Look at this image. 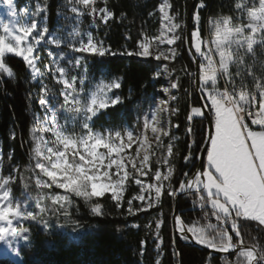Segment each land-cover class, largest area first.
I'll use <instances>...</instances> for the list:
<instances>
[{
  "label": "snow or ice",
  "instance_id": "obj_1",
  "mask_svg": "<svg viewBox=\"0 0 264 264\" xmlns=\"http://www.w3.org/2000/svg\"><path fill=\"white\" fill-rule=\"evenodd\" d=\"M2 3L11 19L3 24L0 34V73L13 76L6 56L14 54L22 57L35 80L40 75V69L39 55L34 53L49 34L46 17L41 21L37 17L47 11V0L43 5L37 3L30 23L18 22L14 0H2ZM67 3L77 19L89 16L92 27H99L97 21L107 26L114 17L113 10L108 7L109 0H67ZM172 7L169 0H162L158 6L161 20L159 34H145L136 48L120 54L154 57L157 61L175 59L179 44L186 39L182 33L186 34L188 29L186 20L179 13L173 14ZM205 7L207 5L203 2L194 4L189 44L190 50H194L193 56L198 59L195 73H186L196 81L195 88L203 103L190 108L186 132L190 137L193 135L191 122L195 118L206 119L212 130L208 131L205 147L201 149L206 154L202 170L191 175L184 172V178L179 180V191L194 189L198 199L193 203H198L202 209L210 203L217 223L198 228L187 225L180 216L174 215L173 225L181 239L194 240L196 244L215 252L234 253L236 258L225 259V264H264V245L255 242L249 245L243 238L245 222L264 226V79L254 76L246 60L248 54H254L255 46H264V0H258V4L257 0L247 3L239 0L235 4L240 13L239 24L232 15L213 18L207 42L200 27V9ZM20 12L27 15L28 8ZM71 35L82 37L83 34L76 27ZM48 42L59 46L62 40L53 37ZM165 44L173 46L170 51L161 49L160 46ZM69 47L74 53L98 57L118 54L111 50L110 45L96 39L92 32H88L86 39L81 38L78 43L70 41ZM48 54L53 55L51 52ZM63 58L64 55L60 54L59 59ZM53 63V78L62 85V102L50 110L47 102L50 90L44 85L42 91L45 96L39 104L50 119L45 118L42 124L31 129L34 165L29 171L35 174V184L39 188L33 198L36 211L29 210L27 202L13 196L11 185L15 183V178L11 174H0V242L5 245L0 249V259L8 261V264H18L23 259L20 241L28 243L29 248L33 246L30 242L32 233L25 222L42 224L47 229L49 225L44 217L49 214L69 217L73 197L89 205L94 217H102L104 208L99 198L107 194L118 209L127 205L126 219L127 216L162 206L165 195L174 198L178 192L173 183L176 174L171 159L175 154L174 146L168 143L165 152L164 138L177 140L179 137L173 136L170 128L158 119L160 113L176 114L177 110L170 102L177 99L171 90L178 88V82L170 81L168 87L162 89L167 98H160L155 109L150 115L145 114L142 121L137 118L135 131L126 125L96 128L93 122L102 112L123 103L121 96L109 95L121 88V78L108 82L101 80L94 91L85 94L83 85L87 79L88 61L83 55L69 61L71 67L83 68L80 76L69 75L68 69L58 60ZM164 72H168L167 65L163 71H156L153 78H160ZM245 75L254 78V89L243 82ZM236 78H241L238 90ZM221 80L224 81L223 88ZM61 113L65 115L63 122L60 120ZM249 120L258 130L249 126ZM149 131L155 144L147 134ZM195 143L194 139L191 140L189 149ZM134 144V152L129 153ZM192 159L189 151L184 160L188 163ZM164 168L167 170L163 171ZM143 177H148L149 182H145ZM132 182L138 186V192L127 198L128 186ZM134 201L142 203L136 206ZM71 223L79 224L76 220ZM163 223L161 213L154 221L155 240H161ZM131 226L140 227L137 223ZM147 227L152 228L153 224ZM144 243L142 240V247ZM160 247V244L156 245L157 250ZM211 260L210 255L208 264ZM156 264L160 261L157 260Z\"/></svg>",
  "mask_w": 264,
  "mask_h": 264
},
{
  "label": "trees",
  "instance_id": "obj_2",
  "mask_svg": "<svg viewBox=\"0 0 264 264\" xmlns=\"http://www.w3.org/2000/svg\"><path fill=\"white\" fill-rule=\"evenodd\" d=\"M192 1L170 0L172 10L180 15L188 12ZM198 2L207 5L200 9L202 36H206L209 18L235 14L236 0H197ZM160 3L161 0H109L108 7L113 10L114 17L109 21L108 40L111 50L118 54L95 57V62L99 68H105L110 76L121 78L119 93L123 103L110 107L101 114V120L107 124L133 122L136 108L154 101L158 89L164 85L163 79L153 78L160 65L154 57L141 58L120 54L136 48L139 40L147 34L148 27L153 29L154 35L157 34L160 26L157 8ZM57 5L58 0L51 1L52 20L56 16ZM179 47V55L167 63L172 78L178 82L175 91L177 112L172 115L174 125H179L175 127L179 139L174 146L176 174L173 183L176 188L179 187V180L184 178V172L193 174L197 170V158L207 135L206 119L201 118H195L191 122V137L186 132L190 108L194 105L200 106L201 102L195 89V80L186 74L195 73V58L186 39ZM246 60L254 76L264 79L263 53L256 57L248 55ZM6 63L13 69V76L7 77L6 74L0 73V145L3 162L6 173L16 169V191L33 199L39 188L35 184V174L29 171L34 165L31 129L39 103L34 95L29 69L23 59L7 55ZM243 82L250 89H254L252 76L245 75ZM220 84L223 88L224 81L221 80ZM240 84L241 78H236L237 90ZM229 89L231 90V85ZM193 139L196 143L189 149ZM189 151L193 159L186 163L184 157ZM25 184L28 185L27 188L24 187ZM137 192V188L132 186L126 196L131 198ZM197 199L195 192H188L180 197L181 218L187 225L195 222L202 225L217 223L212 215L210 203L202 209L198 203H193ZM73 201L69 217L60 214L45 216L44 219L49 225L47 229L42 224L31 225L33 246L22 247V264H156L157 260L160 264H208L210 255L211 264H225V259L236 258L234 253L213 254L190 244L189 240L181 239L173 225L175 197L165 195L162 206L135 216H127L126 219L124 217L127 215V205L124 204L118 209L107 194L99 198L104 208L102 217H94L89 205L82 199L73 197ZM161 213L164 220L160 229L161 240H155L154 221ZM72 220L78 221L79 224L71 223ZM134 223L140 227H132ZM150 223L153 224L152 228L147 227ZM243 238L246 244L255 242L264 245V226H259L256 222H245ZM142 240L145 241L143 247ZM157 244L161 245L159 250L156 248ZM159 252L162 253L161 258ZM0 264H8V261L0 259Z\"/></svg>",
  "mask_w": 264,
  "mask_h": 264
},
{
  "label": "rangeland",
  "instance_id": "obj_3",
  "mask_svg": "<svg viewBox=\"0 0 264 264\" xmlns=\"http://www.w3.org/2000/svg\"><path fill=\"white\" fill-rule=\"evenodd\" d=\"M51 1L52 0H47V11L41 13L40 16L37 17L38 21L44 20V18L46 17L45 22H46L47 27L49 28V34L46 36L45 41H43L41 43V45L38 46L37 53H34V54L39 55L38 68L40 69V75H38L37 78L35 80H33L31 72L29 70V76H30V81H31L32 87L34 89L33 90L34 95L38 99V103H39V100L45 96V93L42 91V88L44 85H47L48 89L50 90L49 93L47 94L48 106H49L50 110H54L62 102V97L60 96V91H61L62 85H60L56 82V80L53 78L52 71H51V69H53L55 67V64L53 63L54 60H58L62 66L67 68L69 75L80 76L83 74V68H79V69L73 68L69 64V61L74 60L76 56H80V55H83L87 59V61H88L87 79L85 80V84L83 85V87L85 89V94H88L89 92L94 91L96 88V85L98 83H100L101 80H103L104 82H108L111 79L116 78V77L110 76L107 73L105 68H99L97 66L95 59L98 56H93L91 54L74 53L71 51V49L69 47L70 41L75 40L78 43L81 38L86 39V34L88 32H92L96 39L102 40L106 45H110L109 40H108L109 22H108V25L105 26L102 23H100L99 21H97V23L99 24V27L98 28L92 27V20L89 16L85 15L83 17H80L79 19L76 18L75 14H73L70 11V6L68 5L67 0H58L56 16L52 20L51 19V10H50ZM14 2H15V7L18 11V22L19 23H30L31 19H32L31 14H32V12L35 11L37 3L39 2L41 5H43L45 3V0H14ZM161 2H162V0H161ZM169 2H170V0H169ZM237 2H239V0H236V3ZM245 2L247 3V2H249V0H245ZM257 4H258V0H257ZM100 6H103V4H100ZM25 7L28 8V14L27 15L20 12V10L25 8ZM7 11H8L7 7L2 3V0H0V34H2L3 24L8 22L11 19L7 15ZM172 13L175 14L176 12H174L172 10ZM239 16H240V13L235 9V14L233 15V17L237 18L235 21L237 24H239L241 22L239 20ZM157 17L160 20V14L158 12V8H157ZM181 17L184 18L187 22V13L181 14ZM212 19L213 18H209L207 20L206 36H202L206 42L210 38V35H211L212 29H211L210 21ZM244 22H246V19ZM192 25H193V22H192ZM76 27H79L80 32L83 34L82 37H75L74 35H71L73 33V29ZM200 27H201V23H200ZM160 28H161V20H160V26L158 28L156 35L159 34ZM146 33L148 35H154L153 29L151 27H148V30ZM184 34L185 33H182V35H184ZM53 37L60 38L62 40L61 45L56 46V45L50 44L48 41L50 39H52ZM178 44H179V42H178ZM153 47H155V44L153 45ZM160 47L164 51H170L173 46H168L165 44V45H161ZM179 49H180V47L178 46V48H177L178 55H179ZM49 52H51L53 55L49 56V54H48ZM261 53H263V55H264V46L257 45V46H255L254 54H248V55L249 56L253 55L256 57L257 55H260ZM60 54L64 55L63 59H59ZM7 55H14V54H7ZM20 58H22V57H20ZM99 58H101V57H99ZM148 58H150V57H148ZM173 60L174 59H170L168 61H163V60L158 61L160 63V65L158 66L157 71L158 70L163 71L165 65H167V67H168V72H164V74L160 78H155L157 80L163 79L164 85L158 89V92L154 98V101H149L145 105H143L141 108H136L135 119L133 120V122L124 121V122H119L118 124H107L104 121H102L100 118L101 114L103 113L102 112L98 116V118H96L94 120V122H93L94 127L100 128L101 126L112 127V126L126 125L135 131V125L137 122V118L139 117L142 121V118L145 114L150 115L151 112L155 109L156 103L160 98H167L166 96H164L162 89L164 87H168L170 81L174 80L172 78V72L169 69V66L167 64L168 62L173 61ZM77 86L79 87V85H77ZM175 91H176V89H173V90H171V93L176 95ZM109 95L110 96L111 95L121 96L119 93V89L113 90L111 93H109ZM176 97H177V95H176ZM170 103L172 105V108L176 109V107H175L176 100L171 101ZM45 118L50 119V115L45 113L44 109H42V107L39 104L38 110H36L34 113V125H33V127H35L39 124H42L43 121L45 120ZM158 119L165 125V127L170 128L171 134L173 136H177L175 133V127L176 126L174 125V123L172 121V115L169 116V114L166 112L160 113L158 115ZM60 120L62 122L65 120V115L63 113L60 114ZM169 121H170V123H169ZM68 126L71 127V124L69 123ZM77 127H78V125H77ZM147 134L149 135L150 139H152L151 132L149 131ZM176 141L177 140H171V137H165L164 138L165 152H166L167 144L171 142L173 144V146H175ZM152 143L155 144L154 139H152ZM134 149H135V144L133 145L132 149L128 150V152L133 153ZM171 159H172V162L175 164L174 156ZM153 166L155 167V164ZM162 170L166 171L167 169L164 168ZM15 173H16V169H14L13 171L7 172V173L5 172L2 150H1V145H0V174L5 175V176L11 174L15 178V183H13L11 185V187L13 189V196L16 199L20 200L21 202H27L29 210L36 211L35 200L32 199L28 195H21L19 192L16 191L17 186H18V182H17V178H16ZM189 174L191 175V173H189ZM142 179H144L145 182H149L148 177H143ZM132 186L136 187L138 190V186H136L134 184V182H132L128 186V191L132 188ZM178 189H179V187L177 188V190ZM56 191H62V190H56ZM141 203L142 202H140V201H134V204L136 206H139ZM143 203H146V202H143ZM33 223H35V222H25L26 226H28L30 228H31V225ZM190 225H195L196 227L199 228V227H204L207 224L202 225L200 223L195 222V223H192ZM24 245H28V243H26L24 241L19 242V247H20L21 251H22V247ZM4 247H5V245H3L2 242H0V249H3ZM159 255L161 258L162 253L159 252ZM22 263H23V259L18 261V264H22Z\"/></svg>",
  "mask_w": 264,
  "mask_h": 264
},
{
  "label": "water",
  "instance_id": "obj_4",
  "mask_svg": "<svg viewBox=\"0 0 264 264\" xmlns=\"http://www.w3.org/2000/svg\"><path fill=\"white\" fill-rule=\"evenodd\" d=\"M196 3H197V0H193L192 3H191V5H190V7H189L188 12H187V22H186V26H187L188 32L186 33V42H187V45H188L189 50H190V44H189V41H190V31L192 30V22H193L192 19H191V17H192V14L194 12V9H195L194 8V4H196ZM190 52L193 53L194 50H190ZM194 58H195V61H197L198 58L195 57V56H194ZM195 84H196V81H195ZM196 92H197V90H196ZM197 95H198V92H197ZM198 97H199V95H198ZM199 99H200V97H199ZM200 102L202 104L203 103V100L200 99ZM206 122H207V133H208L209 130H212V126L208 123L207 120H206ZM204 147H205V144L203 145L202 148H204ZM198 157H199V158H197L198 166H197V170L194 173H196L198 170H202L203 162H206L205 161L206 160V154L205 153H203V152L200 151V154H199ZM188 192H195V190L194 189H185L184 191H179V189H178L177 195L175 196L174 215H178V216L181 217V215H180L179 199H180L181 196H183L184 194H186ZM189 243L192 244V245L198 246V247H200V248H202V249H204V250H206V251H208L210 253H213V254H219V255H229V254H231V252L228 253V254H223V253L215 252L214 250H211V249H207L205 246L196 244L194 242V240H189Z\"/></svg>",
  "mask_w": 264,
  "mask_h": 264
},
{
  "label": "built area",
  "instance_id": "obj_5",
  "mask_svg": "<svg viewBox=\"0 0 264 264\" xmlns=\"http://www.w3.org/2000/svg\"><path fill=\"white\" fill-rule=\"evenodd\" d=\"M248 123H249V126L250 127H253L254 126V125L251 124V120H249Z\"/></svg>",
  "mask_w": 264,
  "mask_h": 264
},
{
  "label": "crops",
  "instance_id": "obj_6",
  "mask_svg": "<svg viewBox=\"0 0 264 264\" xmlns=\"http://www.w3.org/2000/svg\"><path fill=\"white\" fill-rule=\"evenodd\" d=\"M253 129H254V130H258V129L256 128V126H253ZM210 206H211V205H210Z\"/></svg>",
  "mask_w": 264,
  "mask_h": 264
}]
</instances>
